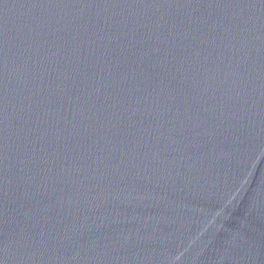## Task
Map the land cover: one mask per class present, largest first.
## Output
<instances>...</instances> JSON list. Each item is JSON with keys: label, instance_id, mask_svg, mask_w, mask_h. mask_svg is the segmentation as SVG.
<instances>
[{"label": "water", "instance_id": "water-1", "mask_svg": "<svg viewBox=\"0 0 264 264\" xmlns=\"http://www.w3.org/2000/svg\"><path fill=\"white\" fill-rule=\"evenodd\" d=\"M0 264H264V0H0Z\"/></svg>", "mask_w": 264, "mask_h": 264}]
</instances>
